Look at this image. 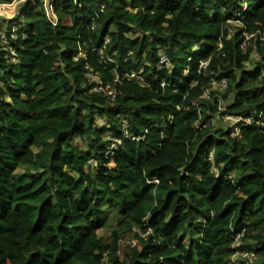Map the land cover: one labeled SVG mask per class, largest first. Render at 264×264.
Listing matches in <instances>:
<instances>
[{
  "label": "trees",
  "instance_id": "1",
  "mask_svg": "<svg viewBox=\"0 0 264 264\" xmlns=\"http://www.w3.org/2000/svg\"><path fill=\"white\" fill-rule=\"evenodd\" d=\"M42 1L0 18V264H264V0Z\"/></svg>",
  "mask_w": 264,
  "mask_h": 264
},
{
  "label": "built area",
  "instance_id": "2",
  "mask_svg": "<svg viewBox=\"0 0 264 264\" xmlns=\"http://www.w3.org/2000/svg\"><path fill=\"white\" fill-rule=\"evenodd\" d=\"M13 3V2H12ZM10 3V4H0V17L6 18L7 16L10 14L11 16L14 14L12 12H10V7H14V5ZM44 3V8L46 10V12L50 15V11L48 9V2H46V0H43ZM10 17V16H9ZM250 37H252V34L247 35L246 34V39H249ZM264 37H262L261 39H263ZM17 41V37H16V28L13 27L10 31V34L7 36L5 32L0 31V42L3 44V46L5 47V49H7V59L9 62L11 63H15L16 62V50L13 48V44H15ZM107 41V40H106ZM159 64L162 65V67H164V69L169 70L170 69V62L168 60V58L164 55V54H160L159 55ZM208 64V61H203L199 63V69L202 68H206ZM87 76H90V74H87ZM129 78H136L135 74H131L130 76H128ZM137 79V78H136ZM94 82L98 83L97 86L93 87V91L94 92H102L103 95L106 96H112V91H106V88H102L99 85V79L94 78L93 80ZM212 85L214 87V89H217L219 91H223L226 88V81L224 79L220 80V81H213ZM164 84H161V87H163ZM211 95L209 94L208 91L204 92L203 94V98L209 99ZM226 120L231 121L233 123H239L242 122V120L240 118L237 117H225ZM251 122H253V118H247L245 120V123L248 125ZM262 124V123H261ZM114 147V145L110 146L107 150V153H110L112 148ZM208 160L209 161H213V150H211L208 154ZM90 164H95V162L93 160L89 161ZM239 237L240 235H237L235 237V246H233L234 248H238L235 253L232 254V256L230 257V264H257L258 261V257H256V255L251 252V250L249 249H243L241 247H239Z\"/></svg>",
  "mask_w": 264,
  "mask_h": 264
},
{
  "label": "rangeland",
  "instance_id": "3",
  "mask_svg": "<svg viewBox=\"0 0 264 264\" xmlns=\"http://www.w3.org/2000/svg\"><path fill=\"white\" fill-rule=\"evenodd\" d=\"M50 0H46V2H49ZM19 2V0H14L13 1V5H14V7H10V12H12V13H14L15 12V9H16V7H17V3ZM43 2V1H42ZM16 6V7H15ZM10 16V17H9ZM13 17V15L11 16L10 14L7 16V19H10V18H12ZM0 18H2L3 19V17H0ZM6 19V18H5ZM252 60H256V56L255 55H253L252 56ZM98 123H99V125H101V121H98ZM212 123H213V125L215 126V127H219V126H231V125H233V122H231V121H228V120H226V118L224 117V118H219V119H215V120H213L212 121ZM240 123V122H239ZM78 143V142H77ZM34 151H36V149H33ZM22 171H24V167H20V168H18L17 169V174L18 173H21ZM111 229H113V227H110V229H106V230H101V231H99L98 232V235L100 236V237H103L105 240H107V241H109V235H110V231H111ZM135 242L132 240V236H131V234H126L125 236H124V238L120 241V244H119V247H120V249H121V253H119L120 255L122 254V252L123 251H127L128 250V248L129 247H132V244H134Z\"/></svg>",
  "mask_w": 264,
  "mask_h": 264
},
{
  "label": "clouds",
  "instance_id": "4",
  "mask_svg": "<svg viewBox=\"0 0 264 264\" xmlns=\"http://www.w3.org/2000/svg\"><path fill=\"white\" fill-rule=\"evenodd\" d=\"M19 2L20 3H22L23 2V0H19ZM141 84H143L142 82H141ZM234 124V123H233ZM120 143V141H117V140H113V141H111L110 142V144L108 145V147H107V150H108V148L110 147V146H112V145H114V147L112 148V150H111V152L110 153H107V150H106V152H105V155L106 156H110V155H112V153H113V151L116 149V147H117V145ZM213 150V149H212ZM211 151V150H210ZM209 151V152H210ZM209 152H208V154H209ZM207 159H208V155H207ZM213 160H214V152H213ZM90 161V160H89ZM89 161H88V163H89ZM94 161V160H93ZM95 162V161H94ZM90 164V163H89ZM95 164H96V162H95ZM95 164H90V165H94L95 166ZM156 182V181H155Z\"/></svg>",
  "mask_w": 264,
  "mask_h": 264
}]
</instances>
